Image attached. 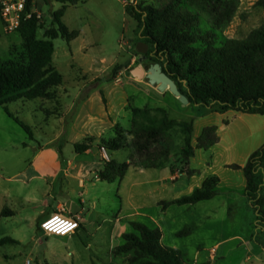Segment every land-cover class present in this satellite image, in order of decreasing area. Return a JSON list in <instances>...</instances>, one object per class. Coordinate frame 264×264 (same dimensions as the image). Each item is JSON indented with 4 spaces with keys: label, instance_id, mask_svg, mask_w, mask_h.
Instances as JSON below:
<instances>
[{
    "label": "rangeland",
    "instance_id": "obj_1",
    "mask_svg": "<svg viewBox=\"0 0 264 264\" xmlns=\"http://www.w3.org/2000/svg\"><path fill=\"white\" fill-rule=\"evenodd\" d=\"M171 1L80 0L68 8L64 22L79 36L70 42L62 37L53 40L52 65L64 77L63 86L54 89L57 99H19L7 105L32 128L33 138L0 108V211L6 192L37 199L42 195V183L27 187L9 179L17 173L27 170L48 174L56 162L63 178L67 160L76 155L74 142L94 138L99 156L93 151L88 157L104 161L101 140L115 138L119 127L129 140L134 109L164 108L175 121L193 122L195 148L204 129L217 126L220 143L198 150L190 166L182 162L184 136L178 129L173 132L175 149L169 166L177 175L192 169L201 175L183 191L173 188L170 181L157 191V185L147 177L162 176L161 169H145L148 175H140L131 168L122 182L87 186V207L91 210V202L95 204L91 219L81 215L85 226L66 237L43 232L42 222L52 215L36 218L35 209L26 210L17 201L20 215L11 217L12 210L5 206L0 216V240L9 237L15 242L0 244V264H129L126 255L115 256L113 251L123 243V234L133 232V221L160 230L162 244L180 251L185 264H264V231L257 225V214L245 192L238 187L244 180L241 165L246 164L247 153L264 143V116L222 113L218 106L185 105L169 91L160 92L150 85L145 76L135 74L137 69L146 74L154 63L147 57L140 61L137 44L141 42V29L125 8L133 3L160 9ZM34 8L42 15L34 39L49 40L48 33L58 29L54 14L62 4L34 0ZM262 25L264 0H240L232 21L218 32L217 45L227 39H245ZM201 29H210L204 19ZM29 47L30 41L18 31L0 24V63L29 65ZM115 70V79L109 81ZM108 154L119 165L130 158L129 150ZM212 172L226 181L216 198L195 205L161 206L162 202L190 195L192 185ZM59 189L60 185L54 187L56 192ZM68 206L74 212L81 208L72 198ZM188 229L189 235H180Z\"/></svg>",
    "mask_w": 264,
    "mask_h": 264
},
{
    "label": "trees",
    "instance_id": "obj_2",
    "mask_svg": "<svg viewBox=\"0 0 264 264\" xmlns=\"http://www.w3.org/2000/svg\"><path fill=\"white\" fill-rule=\"evenodd\" d=\"M49 0H46L48 2ZM62 8L55 12L57 30L48 33L49 40H35L38 28L36 19L22 21L18 32L30 41L29 65L10 61L0 63V108L14 119L33 138L32 128L11 113L10 102L38 98L57 99L54 90L64 84V77L52 65L55 46L53 40L62 37L68 42L79 34L70 32L63 21L67 9L80 0H56ZM240 0H172L158 9L151 5L130 3L126 12L141 29L140 39L149 45L147 58L159 63L177 83L190 104L205 108L219 107L220 112L234 111L264 116V25L245 39H227L217 45L218 32L233 19ZM206 20L209 30L201 29ZM117 70V69H116ZM116 70L109 81L115 79ZM130 139L122 135L120 127L113 139H102V147L108 151L129 150V162L105 163L99 173L103 182L122 181L131 167L141 169H165L174 152L173 132L178 129L184 136L182 162L189 166L195 157L193 146V122H178L170 118L164 108H143L132 111ZM218 127L204 129L198 138L197 149H210L219 143ZM95 142L74 145L77 154L90 150ZM235 168H240L234 165ZM247 181L245 195L257 214V225L264 231V145L256 150L242 168ZM185 172V171H183ZM192 176L195 171L189 170ZM220 178L217 175L205 180L201 188L191 195L162 202L166 209L172 205H195L214 199L218 195ZM6 217V216H5ZM8 217V216H7ZM133 232L123 234V243L117 246L115 256L126 255L129 264H185L180 251L162 244V234L146 224L131 222ZM191 229L180 235H189ZM9 237L0 244L14 243Z\"/></svg>",
    "mask_w": 264,
    "mask_h": 264
},
{
    "label": "crops",
    "instance_id": "obj_3",
    "mask_svg": "<svg viewBox=\"0 0 264 264\" xmlns=\"http://www.w3.org/2000/svg\"><path fill=\"white\" fill-rule=\"evenodd\" d=\"M66 13H67V11H66ZM63 21H64V18H63ZM0 24L3 25V22L1 19H0ZM68 29H69V27H68ZM69 31H72V30L69 29ZM228 112H230V111H228ZM232 112H234V111H232ZM224 113H227V112H224ZM241 114H243V113H241ZM246 115H255V114H246ZM259 116H261V115H259ZM220 141H219V143H220ZM219 143H217V144H219ZM73 144L75 145V144H77V142H74ZM263 145H264V143H263ZM198 150H204V149H197L196 148L195 156H196V153ZM93 151H95L97 156H99L98 148L96 145L93 144L92 148L90 150H88L87 152H85L84 154H77L76 153V155H74V157H72L71 159H68L67 163H66L67 169L65 171V175L63 178H62V176H63L62 175L63 174L62 168H61L60 164H57L56 162L53 163L54 169L48 174H42V173H38V172L31 174L27 170H24L20 173H17L16 175H14L13 178H9L11 181L21 183L22 185H25L27 187L30 184L37 183V182L42 183V185H43L42 195H41V197H38V199L36 197H30V196L18 197L17 195H11V193L6 192V195H4L3 197L5 199V206H7L13 212V216H11V217H16V216L20 215V210H19L17 204H15V202L20 201L22 207L26 208V210H30V209L36 210L35 216H34L36 218H40V217L43 218V217H46L49 215H53L56 213H62V212H64V214H66V215L79 217L81 219L80 220V229H82V227L84 225V223H83L84 218H82L81 215H85V217L87 215V219L89 218V221H90L92 211L95 209V204L92 202L89 206L92 209L89 210V208L87 207V203H89L87 198H85L86 191L89 188L87 186H95L96 182L97 183H106V182H103L99 179V173L105 169V163L111 161L107 150H106V153H107L108 159H105L103 157L104 161L100 160V162H99L96 160V157L94 159L88 157L89 154L92 153ZM255 151L253 150V151H250L247 153V156H246L247 162H248L250 156ZM58 152L61 154V150L60 151L58 150ZM128 162H129V160H128ZM190 163H191V160H190ZM211 163H212V161H211ZM208 165L210 166L211 164H208ZM226 165H229V164H226ZM245 165L246 164L241 165V166L244 167ZM131 168H133L140 175H148L147 171L145 169L134 168V167H131ZM155 170H159V169H155ZM161 171L164 172V174L162 176L161 175L160 176L155 175V176H153L154 179H152V175H148V177H147V179H150L149 182H151V184L157 185V187H156L157 191H159L160 188H162V189L166 188L168 186L167 184H169L168 181H170L171 184H173L172 185L173 188H176L179 191H183V189H187V187H189L190 181L194 182L196 180L195 179L196 176L201 175V172L198 170H193L196 173L190 177L187 176L186 172H182L180 175L172 174L170 171V168L161 169ZM165 174H166V176H164ZM243 174H244V172H243ZM213 175H217L220 178V185L218 188V190H219L220 187L222 185H224V183L226 181H225V179H223L218 174H215V172L210 173V176H213ZM209 177L208 176H206V177L201 176V180L199 179L200 181H198L197 184L192 185V187L190 188V190H189L190 195L197 188H201L203 183L205 182V180ZM186 181L188 183H186ZM164 183H166V184L164 185ZM57 185L58 186L60 185V189L57 190V192H56V191H54V187ZM74 185L76 187H78L77 188V189H79L78 192L74 188L75 187ZM229 185H230V187L233 186L232 184H229ZM246 186H247V181H246L245 174H244V180L238 185V187H239V189H241L245 192ZM180 193H182V192H180ZM179 195H183V194H179ZM71 198L78 201L79 204L81 205L80 206L81 208L79 209L78 212H77V210L75 212L73 210H70L68 204H69V201ZM179 198H181V197H177V198H174L172 200H176ZM51 201H52L53 205L50 204ZM157 202H158V200H156L155 203L157 204ZM5 206H3V208ZM3 208H2V210H3ZM2 210L0 211V216H1ZM79 230H77L75 234H77Z\"/></svg>",
    "mask_w": 264,
    "mask_h": 264
},
{
    "label": "built area",
    "instance_id": "obj_4",
    "mask_svg": "<svg viewBox=\"0 0 264 264\" xmlns=\"http://www.w3.org/2000/svg\"><path fill=\"white\" fill-rule=\"evenodd\" d=\"M41 18V13L34 8V0H0V19L2 20L5 28L9 31H17L21 26L22 21H29L33 19L39 21ZM102 154L105 159H108L105 148L102 149ZM53 217H59L61 220L69 221L70 223L75 224L76 227L67 231V234H58L59 231L64 230L66 225L56 223L52 225L51 228L43 227L45 222L49 221ZM41 228L46 235L66 237L75 234L76 231L80 229V218L65 215L63 213H56L45 219L41 224Z\"/></svg>",
    "mask_w": 264,
    "mask_h": 264
},
{
    "label": "water",
    "instance_id": "obj_5",
    "mask_svg": "<svg viewBox=\"0 0 264 264\" xmlns=\"http://www.w3.org/2000/svg\"><path fill=\"white\" fill-rule=\"evenodd\" d=\"M137 51L142 54L140 61L143 62L149 52V45L141 41L137 44ZM135 74L140 78L145 76L148 83L156 87L160 92L169 91L181 103L185 105L190 104L188 97L180 91L177 83L163 70V67L159 63L151 65L146 74L143 69H137Z\"/></svg>",
    "mask_w": 264,
    "mask_h": 264
},
{
    "label": "clouds",
    "instance_id": "obj_6",
    "mask_svg": "<svg viewBox=\"0 0 264 264\" xmlns=\"http://www.w3.org/2000/svg\"><path fill=\"white\" fill-rule=\"evenodd\" d=\"M59 223L61 225H66V227L64 228V230L59 231L58 234H67V231L74 229L76 227L75 224L70 223L69 221L66 220H61L59 217H53L51 218L49 221L45 222V224L43 225V227L45 228H51L52 225ZM56 230V229H53Z\"/></svg>",
    "mask_w": 264,
    "mask_h": 264
}]
</instances>
